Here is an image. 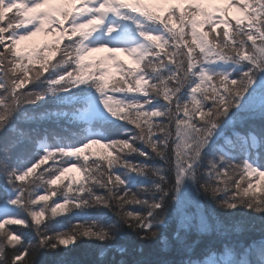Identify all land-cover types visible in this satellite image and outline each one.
Returning <instances> with one entry per match:
<instances>
[{"label":"snow or ice","instance_id":"1","mask_svg":"<svg viewBox=\"0 0 264 264\" xmlns=\"http://www.w3.org/2000/svg\"><path fill=\"white\" fill-rule=\"evenodd\" d=\"M0 264H264V0H0Z\"/></svg>","mask_w":264,"mask_h":264},{"label":"rangeland","instance_id":"2","mask_svg":"<svg viewBox=\"0 0 264 264\" xmlns=\"http://www.w3.org/2000/svg\"><path fill=\"white\" fill-rule=\"evenodd\" d=\"M50 39H51V37H45L43 35H38L37 37H34L31 41L26 42V43H28L29 45H32V43L35 44V43L40 42L42 40H43V42H45L46 40H50ZM99 55H103V53L102 54H94V56H99ZM121 59L125 60V62L127 63V58L126 57L122 56ZM94 149L97 150L98 147L94 148ZM68 175L75 176V177L79 178L80 174L73 170L72 172L68 173ZM65 182H67V181H65Z\"/></svg>","mask_w":264,"mask_h":264},{"label":"trees","instance_id":"3","mask_svg":"<svg viewBox=\"0 0 264 264\" xmlns=\"http://www.w3.org/2000/svg\"><path fill=\"white\" fill-rule=\"evenodd\" d=\"M43 43V40L40 41V42H37L35 44L32 43V45H39ZM31 46V45H30ZM54 62V61H53ZM91 151H104L103 149H100L98 148L97 150H91ZM95 157H93L94 159ZM65 215H67V213H65ZM48 219V217H46V220ZM241 227L244 228L245 230H247L248 228V224L246 222H241ZM75 258L79 259V260H87L88 259V255L86 254V252H84L83 250H81L80 252H78L77 254H75ZM50 260L51 259H54V258H49Z\"/></svg>","mask_w":264,"mask_h":264},{"label":"bare ground","instance_id":"4","mask_svg":"<svg viewBox=\"0 0 264 264\" xmlns=\"http://www.w3.org/2000/svg\"><path fill=\"white\" fill-rule=\"evenodd\" d=\"M96 54H102V53H96Z\"/></svg>","mask_w":264,"mask_h":264}]
</instances>
